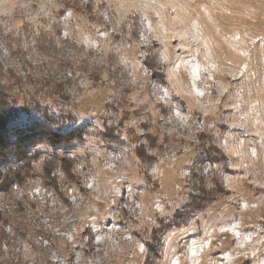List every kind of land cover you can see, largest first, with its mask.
Here are the masks:
<instances>
[{"label":"rangeland","instance_id":"1","mask_svg":"<svg viewBox=\"0 0 264 264\" xmlns=\"http://www.w3.org/2000/svg\"><path fill=\"white\" fill-rule=\"evenodd\" d=\"M0 89L81 183L30 179L1 259L264 264V0H0Z\"/></svg>","mask_w":264,"mask_h":264},{"label":"trees","instance_id":"2","mask_svg":"<svg viewBox=\"0 0 264 264\" xmlns=\"http://www.w3.org/2000/svg\"><path fill=\"white\" fill-rule=\"evenodd\" d=\"M52 42V41H51ZM54 66L62 68L67 66L72 69L71 75H74L76 70L89 72L87 65H80L75 69L73 62L68 57H54ZM92 71H90L91 73ZM71 80V77L66 78ZM59 84H56L58 86ZM15 105L8 100L5 93L0 89V221L2 223L1 230L5 233L6 227L13 233H5L0 239V254L2 255L3 246L13 245L19 238L26 235L25 220L28 214L33 219H38L41 211H37L36 204L38 201L29 197L23 191L25 185L34 176H38L41 182H45L49 189L57 192L59 189L57 177L54 174L56 169H59L65 176V181L71 186L72 184L81 185L78 178L74 175L72 160L66 155H61L55 149L48 151L47 156L43 158L40 164V171L36 172L33 165L34 156L38 153L34 149L37 144H58L61 142L62 134L60 131L52 130L51 128L35 130L13 124L10 117L16 114ZM219 185L206 188L202 191L207 194V200L212 201L219 195L223 189L218 188ZM18 188V191L16 189ZM81 189V187H79ZM65 203L69 204L67 199H63ZM40 234L45 238L46 245H55L57 237L51 235L48 230L39 229ZM47 258V256H46ZM20 259L8 258L1 259L0 264H20Z\"/></svg>","mask_w":264,"mask_h":264}]
</instances>
